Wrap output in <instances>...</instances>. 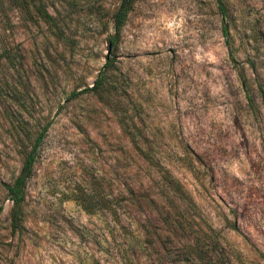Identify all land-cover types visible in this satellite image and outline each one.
<instances>
[{
	"label": "rangeland",
	"instance_id": "obj_1",
	"mask_svg": "<svg viewBox=\"0 0 264 264\" xmlns=\"http://www.w3.org/2000/svg\"><path fill=\"white\" fill-rule=\"evenodd\" d=\"M35 1L0 0V264H264V0H134L114 49L121 0Z\"/></svg>",
	"mask_w": 264,
	"mask_h": 264
},
{
	"label": "trees",
	"instance_id": "obj_2",
	"mask_svg": "<svg viewBox=\"0 0 264 264\" xmlns=\"http://www.w3.org/2000/svg\"><path fill=\"white\" fill-rule=\"evenodd\" d=\"M134 0H121L120 4L116 8L112 16L113 30L114 33L108 37V46L110 49H114L120 38V33L127 20L128 13L130 11V6ZM12 6L16 7L19 12L29 16V19L36 21H43L50 27H56V23L52 16L47 12V10L42 6L41 3L35 0H9ZM222 15L226 16L227 12L224 7H221ZM223 31L225 35H228V25H223ZM114 63V57H107L105 65L103 66V72L97 77L93 87L88 88V91L96 92V90L101 89L104 81L105 75L109 71L110 66L112 67ZM245 92L247 94V99L252 103L250 96L248 95V86L246 83L243 84ZM41 137L36 138L34 145L30 152H28L23 160L21 169L17 177L12 183H5L3 187L7 193L8 200L12 203L11 209V226L13 231L19 230L21 228V206L25 200V188L27 180L31 177L33 165L36 159L37 148L39 147L43 134ZM131 143L135 146L137 151L144 158H148V154L141 148L136 136H129Z\"/></svg>",
	"mask_w": 264,
	"mask_h": 264
}]
</instances>
